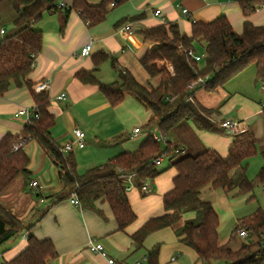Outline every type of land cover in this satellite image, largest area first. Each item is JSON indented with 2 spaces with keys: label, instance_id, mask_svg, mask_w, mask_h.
Wrapping results in <instances>:
<instances>
[{
  "label": "trees",
  "instance_id": "trees-1",
  "mask_svg": "<svg viewBox=\"0 0 264 264\" xmlns=\"http://www.w3.org/2000/svg\"><path fill=\"white\" fill-rule=\"evenodd\" d=\"M3 0H0L2 2ZM127 0H101L91 5L86 0H73L70 7H60L59 0H12L16 16L15 31L0 42V96L11 85L30 88L31 74L36 57L42 48V32L34 30L44 14L58 15L59 32L62 33L71 11L79 15L84 24L94 27L102 23L111 9ZM245 18L243 30L236 34L226 17L220 16L211 22H191L190 34L181 33L176 24H160L138 31L144 41L153 43L152 48L139 60L149 79L159 77L153 88L139 83L128 72L118 71L119 80L104 84L95 73L109 61L117 70L114 59L105 53L93 56V69L78 71L76 79L87 85L97 86L99 93L110 107L121 104L126 95L133 96L150 112L147 128L155 125L164 142L156 141L152 135L133 152L120 153L104 164L77 173L72 154L62 156L60 146L53 140L51 129L55 124L49 113L47 92L34 93L33 112L38 115L26 124L21 135L7 134L0 141V193L19 175L25 185H30L29 159L23 149L13 151L12 146L20 138L27 142L36 141L58 168L62 190L53 196L54 202L70 198L75 194L83 210L101 215L96 207L98 201L105 202L112 213L119 232H125L136 221V215L128 200L126 177L132 176L134 188L141 197L143 185H152L155 179L167 170H174L172 188L162 196L164 213L142 224L130 239L135 251L143 249L145 239L152 233L167 227H175L185 213L192 212L180 227H175L179 242L191 249L196 256L195 264H264V210L257 208L250 216L238 221L229 236L232 241L238 230L247 232V241L237 250L228 244H220L218 238L219 218L210 202L203 201L200 194L209 187L225 193L235 191L234 196L253 198V185L246 176L247 161L257 153L256 138L252 133L235 136L228 148L227 156L220 157L215 151L204 150L196 156L177 158L180 146L171 141L169 135L185 123L209 133H223L215 123L219 108L206 109L196 99L195 92L203 90L215 93L234 79L248 66L255 67V83L264 81V26H254L248 17L264 8V0H236ZM142 16L123 19L120 24L138 21ZM204 50V58L196 63L189 52L195 46ZM165 60L173 68L170 75L158 68L156 61ZM204 75L209 76L206 84L194 91L188 86ZM264 117V108L261 110ZM169 159V167L159 170L156 160ZM264 186V169L257 177ZM44 215V213L42 214ZM32 225L16 218L0 206V246L23 232H29ZM159 247L146 252V264H159ZM56 257V251L49 239L38 240L29 235L27 246L16 257L1 264H47Z\"/></svg>",
  "mask_w": 264,
  "mask_h": 264
},
{
  "label": "crops",
  "instance_id": "crops-1",
  "mask_svg": "<svg viewBox=\"0 0 264 264\" xmlns=\"http://www.w3.org/2000/svg\"><path fill=\"white\" fill-rule=\"evenodd\" d=\"M70 1L61 0L59 4L67 8L72 5L73 0ZM86 1L91 5H97L101 0ZM156 10L160 11V17L154 16V11ZM182 10H187V15H184ZM139 15L142 18L138 21L126 23L131 27V34L122 30L125 24L119 25V23L123 19ZM15 16L16 14L12 9V0L0 2V30L4 31V35L0 34V42L5 36L15 31L13 26ZM220 16L226 17L236 34L240 35L242 33L245 18L236 0H127L118 9H111L102 23L91 28L84 24L77 13L71 11L62 33L59 32V23L57 21L50 28L44 25L40 26V21L33 26L35 30L42 32V48L35 59L32 72L28 76V81L31 83L30 88L25 85L21 87L11 85L0 96V141L7 134H22L26 125L25 118L17 117L16 113L23 108L33 109V87L35 84L45 80L50 82L47 91L50 100L48 111L55 119V124L50 131L53 140L59 146L70 142L73 140L75 128L85 133L86 140L88 129L96 123L93 116L99 111L107 110L109 107V104L99 93L97 86L82 84L75 77L78 71L89 72L93 69V56L98 53L108 54L114 59L117 66V70H114L117 76L118 71L128 72L134 76L135 65L141 67L139 60L152 48V43L144 41L138 31L163 23H172L177 25L181 33L189 35L192 21L207 23ZM248 21L254 26H264V8L258 9L254 14L250 15ZM6 24L13 26L9 33L4 29ZM89 43L92 44L90 55L81 57L79 55L80 49ZM108 63L110 62L106 61L103 63L95 73L98 81L104 84L109 83L99 79L98 76L101 73V67ZM247 69H252V72H250V85L248 82L246 84L248 86L247 90H242L241 86L240 88H233L232 95L229 92L231 90L228 91L226 89L227 85L237 79L241 72L226 83L223 89H219L215 93H207L203 90L196 91L195 99L206 108H219V115L216 118L221 122L226 120L244 122L247 127V133L254 135L256 146L264 152V140L259 141L261 134L264 133V117L261 114L264 106H256L250 99L254 97L250 89L256 70L253 65ZM112 80L111 83L116 82L119 77ZM158 82L159 77L153 78L151 83H153L154 88L158 85ZM246 94L251 97H245ZM59 95H65L66 100L56 101V97ZM213 96L216 98H212ZM125 98H129L130 102L133 98L136 101L135 106H133L138 112L143 114L141 117V120H143L141 125L143 126L133 129H139V133L133 135L132 130L133 138L130 136L129 142L123 141L120 146L110 149V151L105 153V156L98 159L100 161L93 158L94 154L92 152L84 153L85 146L82 149L73 148L71 154L76 161L77 167L79 164L81 166L86 164V166H89L88 168L97 167L120 153L133 152L150 136L149 128H146L150 112L133 96L126 95ZM234 106L242 109L246 114L239 119L227 117V113ZM144 116L145 119H143ZM143 127L147 129L144 131L145 133H142ZM178 129L183 132L182 139L175 141L180 146V152L185 149L183 146L184 140L189 139L195 141L197 147L200 144L204 147V150L215 151L220 157L225 158L228 148L235 138V136L225 132L214 134L199 130L189 122ZM189 137L192 138L190 139ZM126 144L129 147H126ZM185 144L187 143L185 142ZM23 151L29 159L30 183L36 182L37 185L32 190L29 185H25L24 178L21 175L17 176L0 193V206L10 211L16 218L32 225V228L29 232H23L0 246V264L19 255L27 246L29 235L34 236L38 240L49 239L52 242L56 257L49 260L47 264H109L108 260H113V264H131V257L137 251L134 250L130 235L147 220L164 213L162 196L172 188L174 170L171 169V172L162 173L150 185L151 189L154 185L158 192L156 197H152V201L160 203L161 206H156L152 215L148 214L142 217L143 222L140 223L137 222L140 215L138 213L136 221L125 232H119L111 210L105 202L98 201L95 203L96 207L101 211V215L82 208H75L70 203L71 197L53 203V196L62 190V183L58 178V168L51 157L34 140L27 142ZM161 162L162 160L160 164ZM36 190L38 193L34 196L33 191ZM206 190L213 191L214 189L207 187L202 190L200 198L203 201L208 200L204 194ZM214 191H220L223 195L232 196V198L236 197L234 196L235 191L231 193H225L219 189ZM128 192L129 203L135 212L134 202H136L135 195L137 194L136 192ZM138 194L140 195L139 192ZM36 198L40 199V204H48L45 207L46 209L44 208L42 211L38 209ZM42 198L44 200L45 198H50V200L47 203ZM147 203H150V201ZM155 203L153 206H155ZM213 208L216 212L214 206ZM43 213L44 215H42ZM194 216L195 214L192 212L183 214L175 227H180L184 221L192 219ZM176 239L179 248L186 247L183 244L181 245L177 237ZM92 240L102 245L104 256L88 249V242ZM228 242L230 243L231 241ZM186 248L189 249L188 247ZM193 254L195 264L196 256L194 252ZM171 259L172 257L170 258L171 263L177 261V258L174 261H171ZM137 262L139 261H134L133 264Z\"/></svg>",
  "mask_w": 264,
  "mask_h": 264
},
{
  "label": "rangeland",
  "instance_id": "rangeland-1",
  "mask_svg": "<svg viewBox=\"0 0 264 264\" xmlns=\"http://www.w3.org/2000/svg\"><path fill=\"white\" fill-rule=\"evenodd\" d=\"M60 1L61 0H59V2ZM69 1L70 0H66V2ZM88 1L93 2L96 0H88ZM119 7L115 9H118ZM56 21L57 22L59 21L57 14L51 16H49L48 14H44L39 25L40 26L44 25L50 28L52 27V25L55 24ZM163 25H165L166 29H168L166 23H163ZM4 29L9 33L13 29V26L6 24L4 26ZM33 29L35 30V28ZM195 54H197L200 57H203L204 55L203 47H201L200 45H196ZM156 64L158 68H163L164 70H166V72L170 74L169 70L167 69V65L169 64L168 62H166L165 60H158L156 61ZM135 67H136V70L134 72L135 79L144 86L153 87L152 85L153 83H151L153 79H149L141 67L139 66L137 67V65H135ZM247 68L242 71V73L238 76L237 79H235L234 81L230 82V84L227 85L226 89L228 91L231 90L229 92L232 95H233L232 93L233 88H240L241 86L242 90L243 89L247 90L248 88V86L246 85L247 82L250 85V72H252V69L248 70ZM98 77L99 79H102L104 82L111 83L113 81L112 79H115L118 76L116 72L111 68L110 63H108L107 65L101 67V73L99 74ZM254 80L255 77L252 80L251 89H250L254 97H251L248 94H246L245 97L247 98L251 97L250 99L252 103L256 106L257 105L264 106V86L261 85V82L255 83ZM212 98H216V97L213 96ZM129 100H130L129 98L128 99L125 98L124 101L118 106L114 108L109 106L107 110L99 111L93 116L94 117L93 119H95L96 123L87 131V137L85 140V149L83 151L84 153L92 152L94 154L93 158L97 159V161H100L98 159H101L103 156H105V153L110 151V149L115 148L116 146H120L121 142L123 141L129 142L130 140L128 139L130 138V136L131 137L133 136L132 130L134 128L143 126L141 125V122L143 121L141 120V117L143 114L138 112L134 107L136 101L133 98L131 99V102ZM244 114H246L245 111L234 106L227 113V117L239 119ZM143 119H145V116ZM214 120L217 125H219V123L221 122L216 117L214 118ZM146 128L145 127L142 128V133L145 130H147ZM149 131L150 134L153 136H157L159 134L157 127L155 125L150 127ZM182 133L183 132H180L179 129H176L169 135V138L172 142L180 140L182 139ZM261 135L262 136L259 138V141L264 140V133H262ZM189 138L191 139L192 137ZM185 142L187 144H185ZM183 146L185 149L183 150V152H180L177 155L178 159L187 156H196L200 154L202 151H204V147L202 145L198 144L197 147L196 142L189 139L184 140ZM126 147H129V145L126 144ZM88 167L89 166H86V164H83V166L79 164L77 167V173L83 174L87 169H90ZM168 167H169V159L164 158L162 159L161 164L158 166V169L165 170ZM262 169H264V152H262V150H260L257 146L256 155L252 156L247 161V166H246V176L253 185V194H252L253 198L250 200H248L249 199L248 197H244V196H236L234 198H232V196H225L220 191H214V190L204 191L205 196L208 198L207 201L210 202L211 205L215 207L216 213L219 218L218 238L221 244L226 245L227 243H229L228 242L229 235L231 234L233 229L237 226L239 220L250 216L257 208L264 210V186L259 184V182L257 181V177L259 173L262 171ZM166 172H171V169L167 170ZM152 189H151L152 191H150L151 193H148L145 197H140L141 195L138 194V191L135 188L130 187L129 189L128 193L136 192L137 194L135 195L136 202H134L135 205L134 213L136 216H138V213H140L137 219V222L139 223L143 222L142 217L148 214L152 215V213L154 212L153 209H156V206L160 205V203L158 204L152 201V197L153 196L156 197L158 195L157 188L154 185ZM36 193H38L37 190L33 191L34 196ZM35 200L38 203V207H39L38 209L41 211L46 206H48V204L47 205L40 204L39 198H36ZM49 200L50 198H45L44 202L46 201L48 203ZM149 201L150 203H147ZM154 203L155 206H153ZM246 241L247 240L245 238H240L238 235H236V237L228 244V246L233 250H237L240 247L241 243ZM153 247H159V256H158L159 264H194L195 257L193 251L187 249L186 247L179 248V244L175 236V227L163 228L149 235L145 239V242L143 244V249H140L131 257L130 263L133 264L134 261H139L142 264H146V261H142L143 257L146 256L147 250H150ZM171 257L177 258V261L175 263H171L170 262Z\"/></svg>",
  "mask_w": 264,
  "mask_h": 264
},
{
  "label": "built area",
  "instance_id": "built-area-1",
  "mask_svg": "<svg viewBox=\"0 0 264 264\" xmlns=\"http://www.w3.org/2000/svg\"><path fill=\"white\" fill-rule=\"evenodd\" d=\"M59 6L62 7V5H59ZM182 13L184 15H187V10H182ZM154 16L160 17L161 16L160 11L159 10L154 11ZM122 30L127 32V33H129V34L132 33V30H131V27L129 26V24H125L122 27ZM0 34L4 35V31L0 30ZM91 48H92V44L91 43L86 44L85 46H83L80 49L79 55L81 57H88L90 55ZM189 56L196 63H200L203 60V58H204V56L200 57L197 54H195V52H189ZM167 69L169 70L171 75L174 74L173 68H172L171 65L168 64L167 65ZM208 80H209V76L208 75H204L202 78H198L197 80H195L194 82H192L188 86V91L191 92V91L196 90L197 88H200V87L204 86ZM49 85H50V82L48 80L41 81V82L35 84V86L33 87V91H34V93L47 92L48 89H49ZM261 85L264 86V81L261 82ZM65 100H66V96L65 95H59V96L56 97V101H65ZM16 116L25 118V123L26 124H29V123H31V121L33 119H37L38 118V115L33 112V109L28 110L26 108L20 109L16 113ZM220 127L224 130L225 133H227L229 135H232V136H237V135H240V134L247 133V127H246L245 123L242 122V121L226 120V121H223V122L220 123ZM138 133H139V129L133 130V135H137ZM149 135H151V134L149 133ZM85 136L86 135H85V133L82 130H80L78 128H75L74 131H73V140H71L70 142L65 143L63 146H60V152H61L62 156H66L68 154H71L73 148H75V147L78 148V149L84 148V146H85ZM153 138L156 141L164 142V140L158 135L157 136H153ZM26 143H27V141L24 138H20L18 140V142L13 144L12 150L13 151L21 150V149L24 148ZM160 161L161 160L158 159V160H156V163L160 164ZM132 176L133 175H128L126 177V183L128 185V189H127L128 191H129L130 187L134 188V185H133V182H132ZM36 185H37L36 182H31L29 187L33 190L36 187ZM150 191H151V187H150L149 184L143 185V187L141 189V193L142 194H148V193H150ZM70 203L75 208H79V209L81 208V205H80L79 201L77 200L75 194H73L71 196ZM237 235L240 238H246L247 237V232L245 230L240 229V230H238ZM87 246H88V249L91 252L99 253V254L104 256L103 247H102L101 244L95 243L92 240V241L88 242ZM174 260H175V258L171 259V261H174ZM142 261H146V258L144 257ZM108 263L109 264H113V260H108ZM136 264H142V263L141 262H137Z\"/></svg>",
  "mask_w": 264,
  "mask_h": 264
}]
</instances>
